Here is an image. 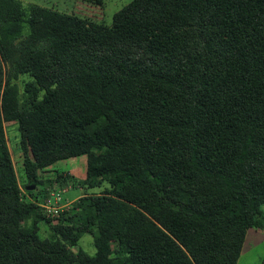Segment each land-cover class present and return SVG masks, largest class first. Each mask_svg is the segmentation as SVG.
Segmentation results:
<instances>
[{"label": "trees", "instance_id": "obj_1", "mask_svg": "<svg viewBox=\"0 0 264 264\" xmlns=\"http://www.w3.org/2000/svg\"><path fill=\"white\" fill-rule=\"evenodd\" d=\"M5 122L28 184L85 155L79 182L109 186L49 224L20 197ZM249 227L264 230V0H131L110 24L0 0V264H236Z\"/></svg>", "mask_w": 264, "mask_h": 264}, {"label": "rangeland", "instance_id": "obj_2", "mask_svg": "<svg viewBox=\"0 0 264 264\" xmlns=\"http://www.w3.org/2000/svg\"><path fill=\"white\" fill-rule=\"evenodd\" d=\"M21 1L23 3H37L110 24L113 14L131 0H102L100 4L92 2L91 0ZM29 78L30 77L27 74H19L17 77H13L12 81L17 85L19 93L23 92L25 82ZM5 137L11 154L15 173L17 175L21 199L26 200L30 196L27 192V186L29 184H33L31 189L34 194L39 196V204L46 214V204L58 206L60 213L61 211L70 208L82 194L98 193L109 186L107 182H102L101 184L95 186H84L79 182V180L84 178L86 175L85 155L55 161L51 165L39 170V183L32 182L28 184V180L25 178V172L22 167L20 131L16 122H5ZM58 215H54L49 224L57 222L58 218L56 216ZM50 228V225L41 226L39 231L40 237L48 236L51 232ZM78 245L89 255H93L96 251L93 242V235L90 232H84L80 236ZM263 256L264 230L249 227L246 230L242 250L238 256L236 264H260Z\"/></svg>", "mask_w": 264, "mask_h": 264}, {"label": "built area", "instance_id": "obj_3", "mask_svg": "<svg viewBox=\"0 0 264 264\" xmlns=\"http://www.w3.org/2000/svg\"><path fill=\"white\" fill-rule=\"evenodd\" d=\"M59 198V196H58ZM45 210L47 211V215H58L59 214V208L58 206H54V205H50V204H46L45 205Z\"/></svg>", "mask_w": 264, "mask_h": 264}, {"label": "water", "instance_id": "obj_4", "mask_svg": "<svg viewBox=\"0 0 264 264\" xmlns=\"http://www.w3.org/2000/svg\"><path fill=\"white\" fill-rule=\"evenodd\" d=\"M27 187L28 188H32L33 187V184H29Z\"/></svg>", "mask_w": 264, "mask_h": 264}]
</instances>
